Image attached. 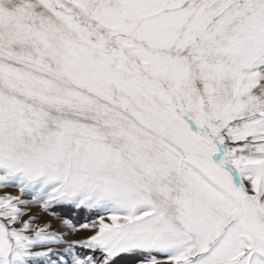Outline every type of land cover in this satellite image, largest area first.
<instances>
[{
	"label": "snow or ice",
	"instance_id": "1",
	"mask_svg": "<svg viewBox=\"0 0 264 264\" xmlns=\"http://www.w3.org/2000/svg\"><path fill=\"white\" fill-rule=\"evenodd\" d=\"M0 190V264H264V0H0Z\"/></svg>",
	"mask_w": 264,
	"mask_h": 264
},
{
	"label": "rangeland",
	"instance_id": "2",
	"mask_svg": "<svg viewBox=\"0 0 264 264\" xmlns=\"http://www.w3.org/2000/svg\"><path fill=\"white\" fill-rule=\"evenodd\" d=\"M4 190H0V193H2ZM6 191L11 192L13 194L17 193L16 189H7ZM33 211H36L34 208ZM79 212V211H78ZM68 218L72 219L74 222H84L89 219H94V216H89L86 212H80V215L77 214V210H72L69 214H66ZM86 235V233L84 234ZM72 239H77L80 238L78 236H73L71 237Z\"/></svg>",
	"mask_w": 264,
	"mask_h": 264
},
{
	"label": "trees",
	"instance_id": "3",
	"mask_svg": "<svg viewBox=\"0 0 264 264\" xmlns=\"http://www.w3.org/2000/svg\"><path fill=\"white\" fill-rule=\"evenodd\" d=\"M69 213H70V212H69ZM69 213H67V214H69ZM77 214L80 215V212L77 211Z\"/></svg>",
	"mask_w": 264,
	"mask_h": 264
}]
</instances>
